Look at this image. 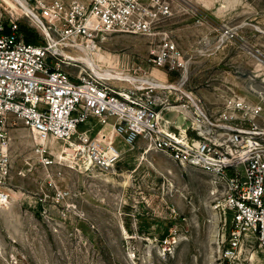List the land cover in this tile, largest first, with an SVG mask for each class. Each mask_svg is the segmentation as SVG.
<instances>
[{
  "label": "rangeland",
  "instance_id": "1",
  "mask_svg": "<svg viewBox=\"0 0 264 264\" xmlns=\"http://www.w3.org/2000/svg\"><path fill=\"white\" fill-rule=\"evenodd\" d=\"M9 2L22 10L20 0H0L4 14ZM17 19L40 38L25 17ZM163 25L187 60L182 73L153 68L156 38L126 32L107 34L96 51L64 47L65 67L117 87L135 82L139 64L169 84L171 97L191 92L211 109L234 93L252 101L264 93V0H174ZM174 122L187 124L181 116ZM6 125L0 264H220L228 223L207 174L120 136L119 160L100 168L86 164L84 150L67 149L70 140L41 143L20 120ZM235 261L264 264V252L254 243Z\"/></svg>",
  "mask_w": 264,
  "mask_h": 264
},
{
  "label": "built area",
  "instance_id": "2",
  "mask_svg": "<svg viewBox=\"0 0 264 264\" xmlns=\"http://www.w3.org/2000/svg\"><path fill=\"white\" fill-rule=\"evenodd\" d=\"M20 1L22 10L9 2L4 14L0 6V178L9 173L6 124L15 120L35 137L71 140L69 147L84 150L100 168L119 160L116 137L127 145L142 140L210 177L228 223L220 264H233L254 243L264 252L263 91L256 101L228 95L211 109L191 92L171 97L169 84L148 77L139 64L135 82L117 87L65 67L64 47L96 51L107 34L126 32L156 38L153 68L184 72V53L163 29L174 0ZM17 14L37 29L38 42L25 40ZM179 116L186 126L174 122ZM8 195L0 192V199Z\"/></svg>",
  "mask_w": 264,
  "mask_h": 264
},
{
  "label": "trees",
  "instance_id": "3",
  "mask_svg": "<svg viewBox=\"0 0 264 264\" xmlns=\"http://www.w3.org/2000/svg\"><path fill=\"white\" fill-rule=\"evenodd\" d=\"M20 29L24 32L25 40L27 42H38L39 39L35 36V34H28L25 30H23V27L20 25Z\"/></svg>",
  "mask_w": 264,
  "mask_h": 264
},
{
  "label": "bare ground",
  "instance_id": "4",
  "mask_svg": "<svg viewBox=\"0 0 264 264\" xmlns=\"http://www.w3.org/2000/svg\"><path fill=\"white\" fill-rule=\"evenodd\" d=\"M21 4H22V2H21ZM21 8H23V6L21 5ZM71 141V140H70ZM41 143H47V138H45V137H42L41 138ZM72 143V142H71ZM67 149H69V150H74L73 148H71V147H69V148H67ZM70 151H68V153H69ZM73 153V152H72ZM70 154V153H69ZM84 158H85V160H86V164H92V162H91V160L88 158V156L87 155H84Z\"/></svg>",
  "mask_w": 264,
  "mask_h": 264
},
{
  "label": "water",
  "instance_id": "5",
  "mask_svg": "<svg viewBox=\"0 0 264 264\" xmlns=\"http://www.w3.org/2000/svg\"><path fill=\"white\" fill-rule=\"evenodd\" d=\"M11 14L13 15V12Z\"/></svg>",
  "mask_w": 264,
  "mask_h": 264
}]
</instances>
